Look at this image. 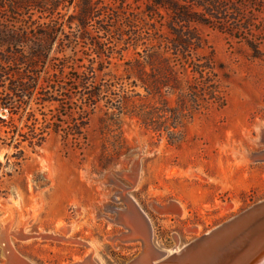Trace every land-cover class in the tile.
Here are the masks:
<instances>
[{
  "label": "rangeland",
  "instance_id": "obj_1",
  "mask_svg": "<svg viewBox=\"0 0 264 264\" xmlns=\"http://www.w3.org/2000/svg\"><path fill=\"white\" fill-rule=\"evenodd\" d=\"M93 1L118 4L120 0ZM222 1L227 24L195 28L202 38L197 55L211 62L223 106L162 116L160 131L112 108L123 95H144L136 80L144 39L131 35L123 22L118 27L125 35L118 38L89 21L86 30L99 49L78 39L76 23H67L72 5H62L54 15L32 13L31 28L58 25L51 53L101 70L90 88L101 86L102 99L90 113L85 142H66L51 133L19 167L5 170L11 177L0 189V234L7 231L24 262L75 264L86 257L93 264L134 260L141 244L118 239L126 229L114 222L116 212L127 209L119 193L130 197L140 215L148 218L152 247L167 255L162 261L174 255L176 247L181 252L264 202V0ZM126 5L129 11L143 7L133 0ZM8 19L4 16L2 22ZM8 22L12 29L22 28L18 20ZM163 94L169 108H175V96ZM74 102L70 107L75 109ZM51 110L41 107L38 113ZM13 153L11 148L2 149L0 162L5 164V155ZM60 225L68 227L70 241ZM17 231L32 236L14 240L11 234ZM2 251L0 245V264H5Z\"/></svg>",
  "mask_w": 264,
  "mask_h": 264
},
{
  "label": "trees",
  "instance_id": "obj_2",
  "mask_svg": "<svg viewBox=\"0 0 264 264\" xmlns=\"http://www.w3.org/2000/svg\"><path fill=\"white\" fill-rule=\"evenodd\" d=\"M0 1V151L14 150L12 155H5V164L0 162V189L11 177L6 168L19 167L28 152L35 153L44 145L49 134L60 135L66 142H85L90 113L102 99L101 86L90 88L101 70L84 65L82 60L51 53L58 25L54 22L44 29L31 28L34 12L54 15L62 5H72L73 14L67 23H76L78 39L99 49L86 30L89 21H94L99 31L118 38L125 35L118 27L123 22L131 35L144 39L143 61L136 63V80L144 95H123L116 108L112 107L119 114L136 117L144 127L160 131L162 116L223 106L211 62L197 55L202 38L195 28L227 24V6L222 0H133L142 4L139 11H129L127 0L118 4L93 0ZM4 16L18 20L22 28L12 29L8 20L3 23ZM30 43L35 47L28 48ZM106 59L110 62L112 57L107 55ZM163 91L175 96V108H169ZM72 101L75 109L70 107ZM41 107L52 110L38 113Z\"/></svg>",
  "mask_w": 264,
  "mask_h": 264
},
{
  "label": "bare ground",
  "instance_id": "obj_3",
  "mask_svg": "<svg viewBox=\"0 0 264 264\" xmlns=\"http://www.w3.org/2000/svg\"><path fill=\"white\" fill-rule=\"evenodd\" d=\"M134 170L133 172H135ZM119 196L126 203L127 209L116 212L119 216L114 222L126 229L124 234L118 239L130 243L139 242L142 247L141 254H144L143 256L145 257L143 261H140L143 264L166 262L170 257L162 261L167 255H164V253L156 250L151 245V237L147 225V221L149 222L148 218L140 215V209L137 208L130 197H126L121 193H119ZM171 207L174 212H177L175 206ZM220 227L211 231L213 233H207L205 239L200 240L198 245L191 250L185 251L186 246L181 252H178L176 247V252L172 255L176 257L167 262H170V264H254L258 257L261 256V251L264 252V206ZM67 228L60 225V232L66 236L65 240H68ZM22 231L11 234L14 240L26 241L31 238L32 235H27ZM0 245L2 246L3 256L6 259L5 264H29L18 256L9 240V234L5 230L0 234ZM175 259L176 261L174 262ZM78 261L75 264H93L89 257H86L83 261ZM256 264H264V256Z\"/></svg>",
  "mask_w": 264,
  "mask_h": 264
},
{
  "label": "water",
  "instance_id": "obj_4",
  "mask_svg": "<svg viewBox=\"0 0 264 264\" xmlns=\"http://www.w3.org/2000/svg\"><path fill=\"white\" fill-rule=\"evenodd\" d=\"M264 206V202H262V203H260V204H258V205H255V206H253V207H251V208H249L248 210H246V211H244V212H242V213H240L238 216H236L235 218H232L231 220H229V221H227V222H225L224 224H222V225H220L221 227H223V226H225L227 223H229V222H231L232 220H234V219H239V218H241V217H243V216H245V215H247V214H249V212H252V211H254V210H257L258 208H261V207H263ZM220 227V228H221ZM211 233H213V232H211ZM210 233V234H211ZM207 235H203L202 237H200L199 239H196L193 243H191L189 246H187V248L186 249H184L185 251H187V250H191V249H193L194 247H196L197 245H198V242L200 241V240H203V239H205V237H206ZM186 254V253H185ZM261 256H259L258 257V260L254 263V264H256L259 260H261L262 259V257L264 256V252L263 251H261ZM2 255H3V251H2ZM144 254H139L134 260H132V261H130L129 263H127V264H143V263H141L140 261H143V259L145 258L144 256H143ZM178 256V255H177ZM174 257H176V256H172V257H170L168 260H171V259H173ZM167 260V261H168ZM162 262V263H159V264H170V262ZM176 261V259L174 260V262Z\"/></svg>",
  "mask_w": 264,
  "mask_h": 264
}]
</instances>
